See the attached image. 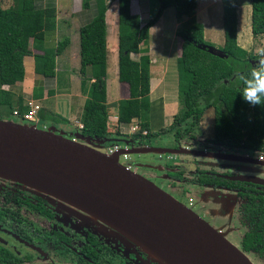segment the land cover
Returning <instances> with one entry per match:
<instances>
[{
	"label": "trees",
	"instance_id": "trees-1",
	"mask_svg": "<svg viewBox=\"0 0 264 264\" xmlns=\"http://www.w3.org/2000/svg\"><path fill=\"white\" fill-rule=\"evenodd\" d=\"M160 1L161 7L156 16L142 25L140 17L131 12L130 0H117L118 81L127 85L129 93V97L120 100L117 105V123L120 126H129L134 119L142 121L145 119L144 113L150 108V58L148 49L144 47L150 29L157 24L166 8ZM88 2L83 0V8L88 7ZM95 2L96 16L78 31L79 73L83 77L80 90L86 97L80 116V134L106 140L119 135H112L108 130V6L106 0ZM250 3L251 34L254 38L264 37V0H251ZM236 6V0L223 1L224 45L218 50L224 58H219L201 48L213 46L205 40L203 25L194 19L197 0H174L176 20L189 19L188 25L176 31V36L182 42L177 61L180 110L169 126L156 131L142 127L134 137L150 144L151 139L157 136L172 134L177 142L181 137L182 124L192 120L193 125H198L205 111L212 108L213 135L208 140L209 144L236 148L252 156L264 154V104L252 106L247 103L241 96L243 83L238 79V75H247L261 57L249 54L238 45ZM56 27L54 7L37 9L34 0H12L6 7L0 2V120L16 118L13 114L15 111L20 118L28 111L27 108H15L11 91L24 81V62L27 58L32 57L38 63V69L45 79L55 78L56 60L71 42L68 37H64L56 46L47 48L46 36L54 33ZM132 55H139V58L135 60ZM58 81L61 83V80ZM4 87L9 89L5 90ZM43 91V88L34 86L32 98L41 99ZM59 93L48 91L47 95L52 97ZM38 118L41 123H67L60 115L46 109L39 110ZM174 173L176 178L182 177V173ZM197 183L233 189L239 186V183L215 180L206 174L198 177ZM245 187L249 190L245 194L239 193L238 198L241 223L249 224L250 230L244 233L240 242L241 251L247 253L256 250L259 243L255 228L264 225V200L249 195L250 191H255L254 186Z\"/></svg>",
	"mask_w": 264,
	"mask_h": 264
},
{
	"label": "water",
	"instance_id": "water-1",
	"mask_svg": "<svg viewBox=\"0 0 264 264\" xmlns=\"http://www.w3.org/2000/svg\"><path fill=\"white\" fill-rule=\"evenodd\" d=\"M201 48L224 58L216 48ZM110 141L80 133L67 138L28 124L0 120V179L82 211L165 264H254L212 225L119 162L124 153L175 155L185 151L144 147L106 155L91 145L104 146ZM124 144L131 145L130 141ZM245 171L255 170L249 167ZM231 180L264 185L255 178Z\"/></svg>",
	"mask_w": 264,
	"mask_h": 264
},
{
	"label": "flooded vegetation",
	"instance_id": "flooded-vegetation-1",
	"mask_svg": "<svg viewBox=\"0 0 264 264\" xmlns=\"http://www.w3.org/2000/svg\"><path fill=\"white\" fill-rule=\"evenodd\" d=\"M181 139L182 135L177 142L173 138L169 149L185 151L186 157L193 155H200L197 157L213 156L211 153L190 151L189 146L180 145ZM137 140L140 145H149L146 140L141 138ZM226 148L241 152L244 155L243 157L223 156L225 159H231L227 160L229 163L201 162V164L208 167V170L198 171L194 179L186 176L187 169L184 165L178 163L176 155H158L157 158L163 164L152 166V164L146 163L143 164L142 169L157 170L161 174L160 178L153 173H150V176L144 175L147 177L146 179L155 177L164 182L163 177L166 176L169 178V183L174 187L177 186L180 190H182L183 183L188 182L193 184L196 195H199L202 191L211 192V200L206 201L202 198L194 200V198H190L193 200V204L189 209L194 212L196 207L195 214L201 218V216L206 217L204 212L206 209H212L214 206L219 208L220 215L217 214L218 216L214 218L218 219L214 223L218 222L219 225L215 224L214 229L241 251L240 242L244 238V233L250 230L249 224L244 223L242 225L241 223L238 194H245L249 190L245 186L252 185L255 187V191H250L249 195L264 200V185L233 181L231 178L245 177L264 181V169L258 168V166L263 167L264 165L248 163V161L264 163V154L252 156L236 148ZM134 149L142 148L139 146ZM220 156L222 157V155ZM149 166L153 169H149ZM133 167L136 172L140 168L137 165ZM249 167L254 168L255 171L246 172L245 170ZM166 171L167 173H165ZM174 172L182 173V177L176 178L173 176ZM203 174L209 175L215 180L239 183V186L233 189L217 184H198V177ZM185 190H182L183 196H186ZM227 193L232 194L233 198H225L224 195ZM172 197L178 200L174 196ZM185 206L187 207V205ZM197 212L202 215L200 216ZM88 218L89 216L82 211L54 198L33 192L21 184L0 179V264H115L117 261L120 264H165L144 248L116 233L115 230L94 218H91V221L88 222ZM263 229L264 225L255 228L256 238L259 242L256 250L247 253L241 251L254 264H264ZM118 235L124 237L125 241H121Z\"/></svg>",
	"mask_w": 264,
	"mask_h": 264
},
{
	"label": "rangeland",
	"instance_id": "rangeland-1",
	"mask_svg": "<svg viewBox=\"0 0 264 264\" xmlns=\"http://www.w3.org/2000/svg\"><path fill=\"white\" fill-rule=\"evenodd\" d=\"M5 5H4V2ZM12 0H0V2L3 4L4 7H6L8 4L11 3ZM109 2V6H112L114 0H107ZM223 1L226 0H197V8H196V16L194 15V19L203 25L204 28V37L206 42L211 44L214 48L220 49L224 45V34H223V26H222V14H223ZM61 2L67 3L72 1L69 0H61ZM164 5L166 6L165 10L162 13L161 19L157 22V24L150 29L149 32V39L147 41V45L144 48H149L150 52H152V60L153 62L150 63V70L151 75L156 82L157 80H162L163 87H160L156 90L154 93L159 96V92L165 90L168 93H170L167 97V101L169 104L168 109L171 110V113L175 110H180V103L178 98V74H177V61L180 55V44H179V37L176 36V30L179 28H183L186 25L189 24L188 18H183L181 20L182 23L177 24L176 16H175V9H174V0H162ZM115 4V3H114ZM251 9V3L250 0H239V6L237 9V25L238 28H240V34L241 39L237 42L238 45L245 49L249 54H252L257 57L260 56V50L264 49V37L260 38H254L252 34H250V27H251V18L249 17V11ZM161 7V1L160 0H147L145 2V9L146 13L144 12V23L148 22L150 19L154 18ZM79 9H77L78 11ZM111 11L108 12L106 17V23H107V50H108V67H107V83H108V103L109 106V115H117V105L120 100H123L125 97V94L122 95L120 92L121 84L118 81L117 73L115 71L116 68H114V62H113V56L115 53L114 49V43L116 42L118 38V12L116 9V4L113 5L110 9ZM75 14V13H74ZM58 19H57V31L53 33L52 36H49L47 38V41L45 43L47 48H52L56 46V43H58L60 40H62L64 37H69L71 39L70 45L67 47V49L64 51V53L59 56L56 60V76L54 79H49V81L52 82V84L58 82V80H61L60 78H64L68 81L69 77L72 75L74 76V80L76 82H80V80L83 78L79 73V36H78V27L80 26L79 23H77L76 18L70 17L69 13H64L62 10H58L57 12ZM201 16V17H199ZM78 18V17H77ZM238 36V32H237ZM242 40V41H241ZM245 43H244V42ZM34 54H39L36 51H33ZM135 60L138 59V56L134 55L132 56ZM258 61V60H257ZM31 63L33 65V69H31ZM152 64V65H151ZM25 66V78L23 83H19L17 85V88L11 89L13 92V102L15 104V108L18 110L22 109L24 110L27 108V110H30V105L33 106L39 105L40 109H46L51 111L52 113L60 112L57 110V103L56 100L52 98H46V92L43 91L42 98L39 100L32 98V82L35 79H38L41 77V71L39 68L38 63L31 57L26 59L24 62ZM38 66V67H37ZM75 85V83H74ZM87 88V86H86ZM26 91H30L29 94H25ZM77 90H79L77 88ZM126 91V90H125ZM173 91V92H172ZM172 93V94H171ZM175 95H174V94ZM77 110H74L73 113L78 116L80 115V105L81 100L77 99ZM151 100V99H150ZM167 104V105H168ZM57 108V109H56ZM161 104L158 101V98L154 101V103L151 105L149 111H146L144 113V117L147 122H149V130L156 131V125L159 126V128H162V125L164 124L166 127L167 122L164 121L163 113L161 111ZM17 112V111H16ZM178 113V112H177ZM39 124H32L28 123L26 121H22L20 118H13L7 119L16 123L20 124H28L30 126H35L36 129L45 130V131H54L57 134H62L64 137L70 138L71 135L70 130L71 128L69 126H66L65 124H58L55 125L53 123H41L40 119ZM151 119H153V124H151ZM213 119H214V112L213 109H208L205 111L201 121L198 123V125H193V121L189 120L188 122L184 123L180 127L182 139L180 141L181 146H189L190 151L195 153H211L213 156H203V157H197L200 155H193L186 157V154L178 152L175 155L177 156L178 163L184 165L187 169V177L190 179L195 178V174L197 175L198 171H207L208 167L206 165L201 164L204 162H223V163H229L227 160L231 159H225L223 156H229V157H243V153L234 151L233 149H229L226 147H218L213 146L208 143L209 138L213 135ZM80 122V120L78 121ZM78 122L75 121L74 125H77ZM140 126L139 121L132 123V126ZM82 126V125H81ZM118 126L115 124V122L111 119L108 120V130L112 135L118 134V137H109L111 140L116 139L119 140V142H113L110 141L109 143H106L107 145L100 146L97 143H91L93 147L100 150L101 152L106 153V149L109 146V144L117 143L121 145L123 148L126 146L124 143L125 141H131V136L128 135H122L118 132ZM130 130V126L128 128ZM80 133V128H77V131L74 135ZM73 135V136H74ZM173 141V135H164V136H157L153 139H151V146L152 147H166L167 149L171 148L170 145ZM121 142V143H120ZM127 147V146H126ZM141 148L147 147L146 144H141ZM134 144L131 141V145L127 147V149H133ZM172 150V149H170ZM222 155V157L220 156ZM158 154L156 153H146V154H132L130 155V162L132 165H138V164H152V166H160L159 164L161 161L157 158ZM184 157V158H182ZM182 159V160H180ZM223 159V161H221ZM180 160V162H179ZM123 164L124 162L121 161ZM257 167V166H256ZM196 168V170H195ZM260 169H264V166H258ZM221 171V170H219ZM135 172V171H134ZM141 176H150V173H153L156 176H161L160 172L157 170H146L139 168L137 172ZM167 173V171L165 172ZM185 173V172H183ZM172 174V173H169ZM145 177V176H144ZM147 178V177H145ZM160 178V177H159ZM152 183L156 184L161 189L166 188V185L164 182L158 180L157 178H149ZM186 193V196L180 195L175 193L174 190H169V194L171 196H174L177 198L182 204L187 205L188 199L194 198V200H199V198H202L203 200H211L212 195L211 192L207 193L205 191H202L199 195H196V192L190 191L186 189L184 191ZM207 194V195H205ZM205 195V196H204ZM225 198H233L232 194H225ZM223 197V199H224ZM197 208L195 207L194 213H196ZM206 217L201 216L202 214L199 213L201 218H203L207 223H209L212 226L219 225L218 222L214 223L218 219L216 216L220 215L219 208H215V206L211 209H206L205 211ZM218 214V215H217ZM211 218H213L211 221ZM88 222L91 221V217L88 218ZM91 224V223H88ZM216 224V225H215ZM120 236V235H118ZM121 241H125L124 237L120 236ZM115 264H120L118 261L115 262ZM258 264V263H257Z\"/></svg>",
	"mask_w": 264,
	"mask_h": 264
},
{
	"label": "crops",
	"instance_id": "crops-1",
	"mask_svg": "<svg viewBox=\"0 0 264 264\" xmlns=\"http://www.w3.org/2000/svg\"><path fill=\"white\" fill-rule=\"evenodd\" d=\"M69 1H72V5H71V2L64 3V2H61V0H34V4H35V7L37 9H46V8L54 7L56 9V24H57V19H58L57 12H58L59 9L62 10L64 13H69L70 17L74 16L76 18V20H77V23H79V25H80L78 27V31H79V28L81 26L91 22L93 20V18L96 16V2H95V0H89L88 7L87 8H83V0H69ZM145 2H147V0H130L131 12H132V14L138 15L140 17L142 25L147 23V22L144 23V20H143L144 12L146 13V10H144L145 9ZM236 2H237V6H236V12H237V9H239L238 8L239 0H236ZM250 2H251V0H250ZM106 3H107V6H108V10L106 12V17H107L108 12L111 11L110 10L111 7H113V5H115V4H116L117 12H118V2H117V0H114L112 6H109V2L107 0H106ZM248 8H249V6H248ZM77 9H79V10L77 11ZM195 16H196V10H195ZM199 17H201V16H199ZM249 17L251 18V9L249 11ZM200 21H198V22L200 23ZM178 23H182L181 20H179V21L177 20V24ZM240 30L241 29L238 28V25H237V32H238L237 38H238V40L241 39ZM56 31H57V27H56ZM250 34H251V27H250ZM52 35H53V33L48 34L46 37L48 38L49 36H52ZM78 36H79V34H78ZM47 38H46V41H47ZM70 41H71V39H70ZM181 43H182L181 40H179L180 53H181ZM114 45H115L114 46L115 53H114V56H113V62H114V66H115L114 68H116L115 71H116L117 77H118V38H117L116 42L114 43ZM147 49H148V56L150 58V63H152L153 62V60H152V57H153L152 52H150L149 48H147ZM78 53H79V50H78ZM132 56H134V55H132ZM136 56H138V58H139V55H136ZM78 64L80 66V62H78ZM107 67H108V56H107ZM31 69H33L32 63H31ZM88 73H89V71H88ZM107 76H108V72H107ZM74 83H75V85H74ZM106 83H107V79H106ZM120 84H121L120 92L122 93V95L125 94L124 99H127L129 97L128 87H127L126 84H122V83H120ZM34 86L43 88V90L46 92V96H45L46 98H49V96L47 95L48 91H59L60 92L59 94H55L54 96H52L50 98L56 100L57 108H58V109L57 108L56 109L60 111V112H56V114L60 115L62 118H64L66 120L67 123L65 125L69 126L71 128L69 134L71 135V138L74 137L73 135L77 131V128L81 129V127H82L80 122H78V121L80 120V116L82 114L83 106H84L85 99H86V97L81 93L80 82L79 83L76 82L74 80V76L71 75L69 77L68 81L65 80L64 78H62L61 79V83L59 81L55 83V81H54V83L52 84V82L49 81V79H45L41 75V77H39L38 79L33 80V82H32V88L33 89H34ZM107 86H108V83H107ZM163 86L164 85L162 83V80H160V79L157 80L156 82H154V80L152 78V75H151V70H150L149 102L152 105L154 103V101L158 98V101L161 104V109H162L161 111L163 113L164 121L166 122V121L169 120L167 122L168 123L167 126H169L172 123L173 117L177 114L178 110H175L174 112L171 113V110L168 109L169 104H168V101L166 99H167V97H168V95L170 93H168L167 91L163 90V91L158 93L159 94L158 97H157V95L154 94L158 88L163 87ZM15 88H17V85L15 86ZM77 88L79 90H77ZM3 89L8 90L9 87H4ZM33 89H32V93H33ZM108 92L109 91H108V88H107V104H108V106H110V104L108 103ZM26 93L29 94L30 91H26L25 90V94ZM78 98L81 100V105H80L81 108H80L79 120H78V116L73 113L74 110L78 109L77 108V106H78V104H77L78 100L77 99ZM109 119L113 120L115 122V124L118 126V128H119L118 131H119L120 134L131 136L130 140L131 141L134 140V142H133L134 148H137V147L140 146V144L137 142L138 138L134 137V135L142 127L149 128V122H147V121L143 122V120L140 121V120L134 119V120H132L131 124L129 125L130 126V130H129L128 129L129 126H124V125L120 126V125H118V123H117V115L115 116L113 114L112 115L110 114L108 120ZM75 121L78 122V125H79L78 127H76L77 125H74ZM138 121L140 123V126L137 125V126L131 127L132 123H135V122H138ZM151 122H152L151 124H153V119H151ZM55 125H58V124H55ZM164 126L165 125L163 124L162 127H164ZM155 129L158 130L160 128H159V126L156 125ZM108 140H111V139L108 138ZM113 142H117L118 143L119 140L113 139ZM105 145H107V144H105ZM110 145H112V144H109V146ZM147 147H152V146H151V144H149V145H147ZM153 148H166V147L162 146V147H153ZM148 154H150V153H148ZM140 165H143V164H138L137 166H140ZM165 179L167 180V182H164L165 185H166V188H164L163 190L165 192H167V193H169L170 189L174 190L175 193L180 194V195H183V191L182 190H184V189H189L190 191H192V190L195 191V188H194L193 184H189L188 182H185V183H183L184 185L182 186V190H180L177 186L174 187V185L172 186L169 183V178L168 177H166V176L163 177L164 181H165Z\"/></svg>",
	"mask_w": 264,
	"mask_h": 264
},
{
	"label": "clouds",
	"instance_id": "clouds-1",
	"mask_svg": "<svg viewBox=\"0 0 264 264\" xmlns=\"http://www.w3.org/2000/svg\"><path fill=\"white\" fill-rule=\"evenodd\" d=\"M261 58L247 75H238L242 81V98L252 106L264 104V49L260 50Z\"/></svg>",
	"mask_w": 264,
	"mask_h": 264
},
{
	"label": "built area",
	"instance_id": "built-area-1",
	"mask_svg": "<svg viewBox=\"0 0 264 264\" xmlns=\"http://www.w3.org/2000/svg\"><path fill=\"white\" fill-rule=\"evenodd\" d=\"M29 106H31L30 110H28L24 115H22L20 117V119L22 121H26L28 123L39 124V120L37 119V115H38V112L40 110L39 105L33 106L32 104L30 105V103H29ZM13 114H14V117L19 118V114L16 111ZM121 149H127V147L125 146L123 148L121 145H119L117 143H113L112 145H110V147H108L106 149V153H107V155H113V154L119 152ZM121 161H123L124 164ZM119 162H120V164H122L125 167L126 170L135 171V168L133 167L134 165H132V163L130 162V155L129 154H126V153L121 154L119 156ZM192 204H193V200L189 199L187 207L188 208L191 207Z\"/></svg>",
	"mask_w": 264,
	"mask_h": 264
}]
</instances>
